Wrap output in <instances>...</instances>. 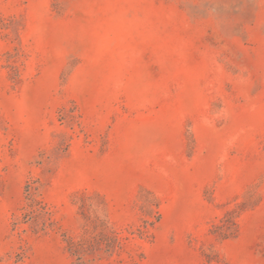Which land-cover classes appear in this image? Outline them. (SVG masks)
Returning a JSON list of instances; mask_svg holds the SVG:
<instances>
[{"label":"rangeland","instance_id":"obj_1","mask_svg":"<svg viewBox=\"0 0 264 264\" xmlns=\"http://www.w3.org/2000/svg\"><path fill=\"white\" fill-rule=\"evenodd\" d=\"M0 264H264V0H0Z\"/></svg>","mask_w":264,"mask_h":264}]
</instances>
